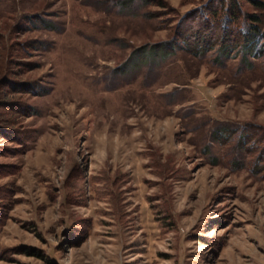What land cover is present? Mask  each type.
I'll return each instance as SVG.
<instances>
[{"label": "rangeland", "instance_id": "1", "mask_svg": "<svg viewBox=\"0 0 264 264\" xmlns=\"http://www.w3.org/2000/svg\"><path fill=\"white\" fill-rule=\"evenodd\" d=\"M215 2L0 0V264H264V56L175 39Z\"/></svg>", "mask_w": 264, "mask_h": 264}, {"label": "trees", "instance_id": "2", "mask_svg": "<svg viewBox=\"0 0 264 264\" xmlns=\"http://www.w3.org/2000/svg\"><path fill=\"white\" fill-rule=\"evenodd\" d=\"M251 1L255 8L264 7L263 0ZM206 5L207 3H204L198 9L196 18H199V25L190 33L180 34L182 22L179 21L176 25L175 39H178L176 42L180 48L192 49L191 51L199 56L214 50V60L218 64L224 63L239 50L245 65L251 64L246 59L249 56H264V30L258 23L259 17L252 13L245 15L240 0H217L207 9L203 7ZM190 38L193 39L192 44L189 43ZM172 52L169 49L167 55Z\"/></svg>", "mask_w": 264, "mask_h": 264}]
</instances>
